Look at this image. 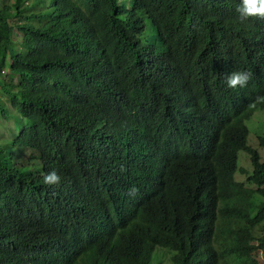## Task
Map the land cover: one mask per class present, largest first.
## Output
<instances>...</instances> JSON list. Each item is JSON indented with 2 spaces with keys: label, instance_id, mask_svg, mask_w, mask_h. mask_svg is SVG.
I'll return each mask as SVG.
<instances>
[{
  "label": "trees",
  "instance_id": "16d2710c",
  "mask_svg": "<svg viewBox=\"0 0 264 264\" xmlns=\"http://www.w3.org/2000/svg\"><path fill=\"white\" fill-rule=\"evenodd\" d=\"M24 1L0 0V112L19 126L0 149V264H262L264 160L245 123L264 19L241 22L240 0H131L124 18L114 0ZM234 70L245 87L227 86Z\"/></svg>",
  "mask_w": 264,
  "mask_h": 264
},
{
  "label": "rangeland",
  "instance_id": "374dc122",
  "mask_svg": "<svg viewBox=\"0 0 264 264\" xmlns=\"http://www.w3.org/2000/svg\"><path fill=\"white\" fill-rule=\"evenodd\" d=\"M8 2H12L13 0H5ZM116 6L123 12L124 14L121 15L123 18L126 16L128 12L131 10L132 2L131 0H114ZM31 0L24 1L23 6L27 7L29 4H31ZM31 6V5H29ZM139 16H141V19L144 22V28L139 36L142 43H147L149 45H152L158 53H162L164 50V45L161 43L160 38L158 37L155 28L151 25V22L147 19V17L142 12H138ZM20 40H21V34L14 32L12 36V45L14 48L20 47ZM8 77L12 78L13 80H16V76L8 73L6 70L1 72V78L2 79H8ZM0 96L3 98L5 104L7 101V96L5 94H2L0 90ZM7 111L10 113H13L12 109H10V106H7ZM245 125L248 127L249 132L247 135V146L251 147L253 149H257L262 156L264 160V146L260 145V138L264 136V102H261L258 106V110L256 113H254L248 120H246ZM18 125L15 123L13 119H9V116L7 115L6 118L3 117V115L0 112V149L4 151L5 154H2V157L7 155V152L9 151V148L7 149L10 140L16 135L18 130ZM29 155L27 154L25 156V159H27ZM237 161L238 166H242L243 168L248 169L251 171V164L249 161L248 155L244 151H239L237 154ZM31 165L33 166V171L36 174H42L43 169L42 165L39 161H32ZM22 169L26 172L27 171V165L24 164ZM236 180L240 182L241 184L248 186L249 184L246 181V175L241 174L237 172L235 176ZM154 260L157 262V264H170L169 262V255L165 251H158L156 253ZM155 261L153 264H155ZM264 264V261L263 263Z\"/></svg>",
  "mask_w": 264,
  "mask_h": 264
},
{
  "label": "clouds",
  "instance_id": "9594fccd",
  "mask_svg": "<svg viewBox=\"0 0 264 264\" xmlns=\"http://www.w3.org/2000/svg\"><path fill=\"white\" fill-rule=\"evenodd\" d=\"M239 14V20L245 22L251 18L264 19V0H240V5L236 9ZM250 79V73L247 71H232L225 74V82L229 88L245 87ZM264 102V97H257L253 102ZM61 177L53 170L43 175V183L46 185H57ZM135 189L131 190L134 192Z\"/></svg>",
  "mask_w": 264,
  "mask_h": 264
}]
</instances>
